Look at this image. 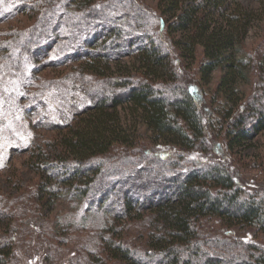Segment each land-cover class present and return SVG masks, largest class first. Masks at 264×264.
Returning <instances> with one entry per match:
<instances>
[{
	"label": "trees",
	"instance_id": "16d2710c",
	"mask_svg": "<svg viewBox=\"0 0 264 264\" xmlns=\"http://www.w3.org/2000/svg\"><path fill=\"white\" fill-rule=\"evenodd\" d=\"M77 1L64 0L63 4L77 3L75 8L78 10H88L89 0ZM156 2L154 19L157 21V28L162 30V35L157 39L136 30V43H127L125 49L118 41L123 32L113 26L110 32L114 33L111 43L115 44V53L86 56L88 51L79 45V37H75L79 32L73 33V23L67 19L62 33L58 32L62 25L59 23L56 28L51 29L43 26L36 33L32 29L34 33L29 36L28 41L26 40L29 44L22 43L20 48L25 58L30 61L42 48L54 44L52 41L55 40L47 38L52 29L64 37V34L68 33L70 39L66 37L64 42L59 41L70 44L60 56H65L66 59H81L78 70L82 73L106 76L110 79L108 82L113 86L111 95L100 94L95 98V102L82 107L84 110L74 111L76 123L84 121L85 118L95 120V123H90L86 133L88 141L81 139L83 136L76 129L74 122L60 128L67 129L73 136H79L76 142H71L70 138L64 141L70 149V144H73V147H80L84 151L83 155L76 159L78 162H62L61 165L48 163L47 155L39 149L32 159L38 169L42 168L44 171L43 168L46 167L55 172L53 177L70 185V192L77 198L86 195L88 190L92 192L93 188V194L102 199L98 206L101 209L106 195L111 192V185L118 181L121 186L124 182L121 178H116L115 182L110 181L108 185H104L93 180L90 174L101 172V166H96V163L99 164L98 158L116 146L132 147L139 141L138 134L132 137L135 129L131 128L128 133V130L120 125L105 126L101 121L103 117L116 119V112L121 108H128L138 123L145 125L150 135L149 142L176 145L181 151L194 150L196 144L203 141L206 123H212L214 131L223 137L225 147L231 150L247 142L250 133L258 134L264 130V49L258 57L252 58L243 45L249 25L258 19L254 10L243 6L238 0ZM45 8V11L48 10L45 14L47 15L50 10ZM60 8L62 9L61 6ZM64 12L58 11L56 14ZM141 12L146 17H153L146 10ZM63 19L61 18V23ZM86 20L89 21L87 16H82L80 22H77L84 26L79 36L90 41L97 31H92V24L90 26ZM107 20L113 19L109 17ZM130 20L140 22L143 18L134 15L129 17ZM68 24L71 26L67 27ZM14 44L15 42L11 41L8 46ZM121 53L131 56L132 67H123L127 71L120 72L122 77H119L112 75L109 63H119ZM179 60L181 63L185 62L186 67L194 66L200 86L210 90V103L215 105L212 109L216 115L214 120H209V110L208 117L203 116L207 110L200 109L201 104L197 102V95L202 97L198 84L188 82L189 84L184 85L185 80L179 82L183 80L177 70ZM4 66L6 67L5 64ZM214 71H219L220 75L212 90L208 84ZM20 74L21 69L18 68L15 76ZM253 76H256L257 80L256 83L253 82L250 93L241 91L242 84L251 85L250 79ZM215 148L217 150L216 145ZM207 162L200 172L196 169L184 170L185 174L181 177L153 174L154 181L150 180L151 182L162 179L167 185L149 186L147 180L150 177H143L138 173L130 184L124 185L121 190L117 189V197L122 200L124 207V217L139 218L140 212L144 210L154 216L149 229L142 233L141 229H137L139 234L146 233L142 245L149 250L144 253V257L140 256L136 249L115 242L106 235L105 249L109 255L121 259L124 264H264V251L249 239L238 243L240 235L231 243L225 241L226 237L224 240L219 239L220 233L232 234L230 228L233 227H238L240 231L245 228L252 229L253 234L264 235V198L246 194L238 188L224 163L210 160ZM111 176L115 177L113 174ZM44 180L47 184L48 177ZM44 191L45 187L40 185L39 193ZM150 193L154 197L148 196ZM115 203L117 204L116 201ZM223 227L228 228L224 233L221 231ZM114 231L111 227L105 233ZM246 233H249L246 238L251 237L249 231ZM12 242L13 240L0 241V264H9ZM217 251H222V256L211 254ZM90 263L93 264L94 260Z\"/></svg>",
	"mask_w": 264,
	"mask_h": 264
},
{
	"label": "rangeland",
	"instance_id": "374dc122",
	"mask_svg": "<svg viewBox=\"0 0 264 264\" xmlns=\"http://www.w3.org/2000/svg\"><path fill=\"white\" fill-rule=\"evenodd\" d=\"M79 1L82 0L77 2ZM156 1L89 0L88 10H78L75 8L77 3L64 5V0H0V241L13 240L9 264H91L92 259L93 264H124L121 259L112 258L105 249L104 237L107 236L115 242L136 249L144 257V253L149 250L142 245L146 233L139 234L137 229H141L140 233L149 229L154 214L144 210L140 212L139 218L124 217L122 200L116 194L117 189L121 190L124 185L130 184L138 173L143 177H150L147 180L149 186L167 185L162 179L151 182L153 174L181 177L185 174L184 170L196 169L200 172L208 164V160L221 162L228 167L238 188L246 194L264 198V130L258 134L250 133L247 142L231 150L225 147L223 137L214 131L212 123H206L203 141L197 143L194 150L181 151L176 145L149 142L150 135L145 125L138 123L126 107L116 112V119L101 118L105 126L120 125L128 133L133 128L135 131L132 137L136 134L139 136V141L134 146H116L98 158L99 164L96 163V166H101V172L91 173L93 180L104 185H108L110 181L115 182L116 178H121L124 182L121 186L118 181L111 185V192L106 195L102 209L98 207L102 199L93 194L92 185V192L88 190L86 195L77 198L70 192V185L53 177L55 172L46 167L42 171V168L38 169L33 163L34 153L38 149L47 155L48 163L61 165L62 162H78L76 159L84 151L80 147H73V144H70V149L64 141L70 138L71 142H76L79 136H73L67 129L60 128L74 122L83 136L81 139L88 141L86 133L90 123H95V120L85 118L76 123L74 111L92 104L100 94L111 95L113 92L108 77L82 73L78 70L81 59L60 56L69 44L60 42H64L69 36L68 33L64 34L66 37L57 33L64 32L67 19L74 24L73 33L79 32L75 37H79V45L88 51L86 56L115 53V44H112L114 33L110 32L113 26L123 32L118 41L125 49L128 44L136 43V30H140L143 35L149 34L152 39L162 35V30L157 28V21L154 19ZM238 1L243 6L252 8L258 18L249 25L243 44L252 58H256L264 49V0ZM45 7L50 10L49 15H45L48 11H45ZM144 10L153 17L144 16L141 12ZM58 11L64 13L57 15ZM134 15H139L143 21H129V17ZM82 16H87V24H92V31H97L90 41L79 36L84 26L77 22H80ZM109 17L113 20H107ZM61 18H64L62 23ZM58 23L62 24L60 30L57 32L52 29L51 35L47 34V38L55 40L52 41L55 46L47 45L30 61L25 58L23 50H20L22 43H27L29 36L43 26L51 29L56 28ZM70 26L68 24L67 27ZM11 41L15 44L9 47ZM120 55V62L116 64L112 61L109 67L113 71L112 75L122 77L120 72L127 71L123 67H132V59L129 54ZM179 62L177 70L180 79H183L179 82L185 80L184 85L190 82L198 84L202 97L197 95V102L201 104L200 109L207 110L203 116L208 117L209 110V120H214L216 115L212 109L215 105L210 103V90L200 86L194 66L189 68L185 62ZM18 68L21 69V74L16 77ZM219 75V71L212 73L208 84L210 89H214ZM250 80L251 85L242 84L241 91L250 93L257 77L253 76ZM46 177L47 184L44 180ZM40 185L45 187L44 193H39ZM148 196L154 197L151 193ZM111 227L115 231L105 233ZM227 229L223 227L221 231L224 233ZM230 229L232 234L220 233L219 239L224 240L226 237L225 241L231 243L240 235L237 243L249 239L264 251V235L253 234L254 230L247 228L241 231L238 227ZM246 231L251 233V237H245L249 234ZM221 252L211 254L221 255Z\"/></svg>",
	"mask_w": 264,
	"mask_h": 264
}]
</instances>
